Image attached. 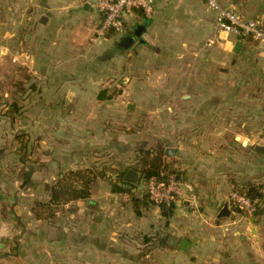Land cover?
<instances>
[{"label": "crops", "instance_id": "crops-1", "mask_svg": "<svg viewBox=\"0 0 264 264\" xmlns=\"http://www.w3.org/2000/svg\"><path fill=\"white\" fill-rule=\"evenodd\" d=\"M31 1L19 22L27 88L17 119L14 82L2 91L0 71V264H264V213L234 216L228 201L264 184V44L216 36V12L200 0H153L149 18L127 13L124 33L105 37L95 35L98 0ZM219 2L264 25V0ZM169 79L186 90L172 82L164 103ZM166 149L197 209L143 199L138 152ZM86 169L114 172L125 193L111 186L95 201L90 184L108 181L93 177L87 200L51 203L45 186ZM129 169L135 184L118 179ZM225 205L230 216L218 218Z\"/></svg>", "mask_w": 264, "mask_h": 264}, {"label": "built area", "instance_id": "built-area-1", "mask_svg": "<svg viewBox=\"0 0 264 264\" xmlns=\"http://www.w3.org/2000/svg\"><path fill=\"white\" fill-rule=\"evenodd\" d=\"M207 8L216 12L214 34L234 35L240 40L250 39L264 44V25L255 20L246 19L233 9L223 8L219 0H200ZM96 11L101 16V22L95 30L97 37L107 34H122L125 30L124 16L127 13L139 11L149 18L153 13V0H98ZM143 188L148 200L158 207H170L174 202L184 201L191 209L198 208V201L192 185L183 182L178 177L169 176L165 181L150 178L143 181ZM264 193V186L261 189ZM231 213L234 216L243 214L251 217L255 211L256 200L233 191L228 197Z\"/></svg>", "mask_w": 264, "mask_h": 264}, {"label": "rangeland", "instance_id": "rangeland-1", "mask_svg": "<svg viewBox=\"0 0 264 264\" xmlns=\"http://www.w3.org/2000/svg\"><path fill=\"white\" fill-rule=\"evenodd\" d=\"M30 2L32 3L31 0L28 2L27 0H0V26H2L0 27V32H1L0 33V56L3 57V60H5L6 62L5 64L7 65V68H8V70L4 72V77H3L4 86H3L2 91L10 92L9 90L11 89L10 87L12 86L7 83V80H8L7 77H10L12 75L13 82H14V84L12 83L14 86L13 88L14 102L15 100H18L19 98H21L20 100H18L19 107L21 110L19 114L21 115L24 112L22 109L25 107V93H24L25 91L24 90L27 88V82H26V79L21 77L20 71L21 69H25V67L20 66L19 62L23 59L24 60L26 59L25 57L27 54V42L24 41V35L27 33V30L25 29V27L22 28V26H19L20 25L19 22L23 18L28 17L30 11L29 10L25 11V9L27 7L26 3H30ZM11 65H12L13 70L10 68ZM25 73L27 75V72ZM122 79L123 78L116 79L114 83L112 84L111 91H112V95H114L113 97H117L118 95L123 93L124 86L122 84ZM172 82L173 81H171L170 79L166 80L165 82L168 88V92L165 93L163 96H161L164 99V103L166 102L170 103L171 100H173L174 98L173 91L176 89H172L171 87ZM175 83L176 82H173V87L179 86L180 88V85L184 87L186 85L185 82L182 83V81H179L176 84ZM181 89L182 88H180V90ZM184 90H186V87ZM132 130L133 129L131 128V131ZM24 171L25 169L22 168V172L20 173V176L23 174ZM79 173L82 176H68V173H67L65 174L66 178L64 180V182L67 185L73 187L72 190L76 192L80 189L81 184L84 183L86 179L89 180L94 177L93 176L94 174L91 175L92 173L91 169L81 170ZM114 174H115L114 172L108 171V173H105V176L107 175L108 179H112V176ZM111 186L112 185L109 184L108 182H104L101 180L94 181L89 186L91 197L95 201H100L101 199L105 197V194L109 193V191L111 190L110 188ZM71 198H73L72 193L63 196L62 200L66 201L68 204L73 201V200H70ZM37 201L42 202L44 200L43 198L37 197Z\"/></svg>", "mask_w": 264, "mask_h": 264}, {"label": "trees", "instance_id": "trees-1", "mask_svg": "<svg viewBox=\"0 0 264 264\" xmlns=\"http://www.w3.org/2000/svg\"><path fill=\"white\" fill-rule=\"evenodd\" d=\"M10 68L12 69V66H10ZM7 70L8 68H6L5 66L0 68V71H2V73L6 72ZM25 72H26L25 69H21L20 71L21 77L26 79L27 81V75ZM7 78H8L7 83L11 84L13 81V76L12 78L11 76ZM24 91H25L24 93L26 94V89ZM20 111L21 110L19 107V101L14 102V119H17V117L21 115L19 114ZM22 138H23L22 135L15 136V139L19 140L21 144L23 143ZM136 170L140 173V179L138 180V182L147 181L150 178H155L156 180L165 181L169 176L178 177L180 180L184 179L182 173L175 168L174 163L171 160L165 158L164 152H162V150L139 151L136 160ZM104 173H105L104 170H102L96 172L93 176L100 177L101 179L110 182V184L113 186L112 187L113 193H125L126 189L118 188L115 182H112L110 179H108V177H106ZM123 175H124L123 173L120 174L118 176V179L123 180ZM68 176H82V175L80 173L78 174L77 172H69ZM65 178L66 177L64 176L62 179L56 182L55 185L45 186V192L48 193L51 203L55 204L59 201L66 202L62 200V197L71 193L73 194V198H71L70 200H77V199L87 200L89 198L88 185L90 184L92 178L89 180L86 179L85 182L81 184L80 189L77 192L72 190L73 187L67 185L64 182ZM263 186L264 184H259L254 188V191H249L248 187L245 189L235 188L236 192L246 196L252 201L253 200L257 201L255 204V211L253 215L250 217L251 221H254L257 217L261 216L264 213V193L261 192ZM146 198L147 196L144 195L143 199ZM170 207H167V209H170ZM53 215L54 214H52L50 217H52ZM239 215L243 216L241 212H239Z\"/></svg>", "mask_w": 264, "mask_h": 264}, {"label": "water", "instance_id": "water-1", "mask_svg": "<svg viewBox=\"0 0 264 264\" xmlns=\"http://www.w3.org/2000/svg\"><path fill=\"white\" fill-rule=\"evenodd\" d=\"M127 40L128 39H124L125 44H126ZM131 40H132V38H129L128 41L130 42ZM240 45H241L240 43H237L235 45V48L233 50L234 53H238V48L240 47ZM255 149L256 150H259V151H264V148L263 147H256ZM174 151L175 150H172V149H166L164 151V155L166 157H172L173 154H174ZM137 179H138V173L135 172L132 169H129V170L126 171L125 176L123 178V181L126 182V183H128V184H135L137 182ZM250 191H252V190H250ZM229 216H230V211L228 210V206L225 205L222 208V210L219 212L218 218H228ZM189 245H190V243L188 242V240L185 239V238H183V239H181L178 242L177 250L180 251V252L187 251L188 248H189Z\"/></svg>", "mask_w": 264, "mask_h": 264}]
</instances>
